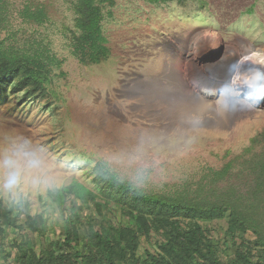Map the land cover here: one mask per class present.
I'll use <instances>...</instances> for the list:
<instances>
[{
	"label": "rangeland",
	"instance_id": "1",
	"mask_svg": "<svg viewBox=\"0 0 264 264\" xmlns=\"http://www.w3.org/2000/svg\"><path fill=\"white\" fill-rule=\"evenodd\" d=\"M1 3L6 16L0 22L3 49L38 54L51 78L43 97L8 89L0 98V203L18 210L19 221L29 213L51 220L47 232L35 236L36 250L65 230L73 194L61 195L62 189L79 184L98 193L99 184L84 162L89 159L91 165L106 162L120 178L152 195L220 206L222 217L199 221L204 237L217 244L219 264H227L236 248L264 264V175L249 164L264 157V103L260 111L223 125L225 117L214 113V104L195 96L185 83L196 66L209 65L204 59L215 62L230 40L241 38L253 50H264V0H93L101 45L107 48L98 63L87 56L81 61L76 51L86 32L80 0ZM27 3L44 8L47 18L22 12ZM191 30L218 33L219 48L207 54L208 46L184 40ZM255 77L249 75V81ZM198 78L199 73L187 84H202ZM195 103L209 112L200 114L205 117L201 124L191 123L193 129L185 130L188 114L181 113L176 121L175 113ZM220 109L230 118L240 112ZM159 121L161 128L156 127ZM174 124L183 128L174 129ZM226 165L230 167L218 176ZM103 198L94 200L107 219L118 223L119 210L106 207ZM233 209L243 218V229L239 226L231 235ZM7 236H17L16 230L7 227ZM162 240L154 231L141 236L139 252L155 254ZM7 251L11 256L15 252L12 247ZM11 256L3 264H18Z\"/></svg>",
	"mask_w": 264,
	"mask_h": 264
},
{
	"label": "trees",
	"instance_id": "2",
	"mask_svg": "<svg viewBox=\"0 0 264 264\" xmlns=\"http://www.w3.org/2000/svg\"><path fill=\"white\" fill-rule=\"evenodd\" d=\"M1 5L0 22L6 17L1 9L5 4ZM31 5L27 3L22 12L37 14L38 20L47 18L44 8L38 9ZM80 5L86 13L83 23L86 32L79 37L76 51L80 53L81 61L87 56L90 62L98 63L107 54V48L101 45L104 37L100 34L98 9L94 7L93 0H80ZM30 8L37 11H30ZM49 76V69L38 54L3 49L0 41V98L6 96L8 89L22 92L25 97H43L51 83ZM84 162L88 173L99 184L98 189H95L98 193L79 184L62 189L61 195L73 194L67 201L70 207L65 211L63 220L65 230L59 237L44 243L39 250L35 249V236L44 235L51 220L41 213H29L25 214L24 221H19L18 210L0 203V264L9 262L11 253L7 250L10 247L15 250L11 260L18 264L221 263L216 255L217 244L204 237L199 223L222 217L224 211L220 206L204 207L182 199L152 195L120 178L108 168L106 162L98 160L94 165L89 159ZM249 164L259 166H255L258 176L264 175V157L258 164L250 161ZM229 167L226 165L218 176ZM98 195L104 197L106 207L115 205L119 210L118 223L105 217V209L94 200ZM88 207L89 211L86 210ZM242 219L234 209L231 211L228 224L231 235L235 234L239 226L243 229ZM7 227L16 230L17 236L9 238ZM152 231L163 238L157 244L158 251L155 254L139 252L140 237L148 238ZM233 255L227 264H260L238 248Z\"/></svg>",
	"mask_w": 264,
	"mask_h": 264
},
{
	"label": "bare ground",
	"instance_id": "3",
	"mask_svg": "<svg viewBox=\"0 0 264 264\" xmlns=\"http://www.w3.org/2000/svg\"><path fill=\"white\" fill-rule=\"evenodd\" d=\"M217 35H219L218 33H215V32H210L209 30H191L189 31L188 33L185 34V37L184 40H191V41H195V44L196 45H203V47H207L206 50L208 51L207 54H209L211 51H216L217 48H219L221 42L219 41ZM240 40V41H239ZM230 45H231V48H230ZM199 48V47H198ZM222 48V52H223V55L225 57V59H227V61L229 62H232V61H237L238 65L241 64L239 63L238 61H242V62H246V64H249L248 62H250V66L252 68V71L253 73L250 74V75H256L255 79L249 81L250 79H248V83L250 86H252V84H256V81H257V78H259V74H261V72L264 74V52L261 50V49H254L250 48L249 45H247V42L245 41H241V38H235L233 40H230L228 42H226L225 44H223L221 46ZM205 50V51H206ZM228 54H234L235 58L234 57H230V56H227ZM194 58L196 55H193ZM193 58V57H192ZM200 63V62H199ZM197 65V64H195ZM220 65V66H219ZM207 66V65H206ZM198 67L200 68V64L198 65ZM217 68H221L222 67V64L221 63H218L216 65ZM166 68H168L166 66ZM200 74L199 73V78L197 80L200 79ZM166 78V77H165ZM132 81H135V80H132ZM200 81V80H199ZM137 82V81H136ZM139 82V81H138ZM134 83V82H133ZM197 86H190L191 90L192 91H195V92H198L200 95H205L207 98H209L210 100L214 99V101L216 100V98L214 96H207L205 93H203L202 91H204V85L197 82ZM173 86V84H172ZM200 86V87H199ZM219 87V86H218ZM155 88V87H154ZM174 88V87H173ZM156 89V88H155ZM157 90V89H156ZM252 91V90H251ZM253 92V91H252ZM171 93V92H170ZM168 92V94H170ZM183 93V92H182ZM167 94V93H166ZM165 94V95H166ZM263 94H264V89L263 91L261 90L259 93H257L258 97L256 96H253L252 98V102L255 103V102H258L260 101L261 98H263ZM167 96V95H166ZM169 96V95H168ZM217 99H219V102L216 101L217 105L218 106H213L211 107V109L214 111L215 114L219 115V116H223L225 117V119L223 120L224 124L223 125H228V122L230 119H240L242 118L243 116H246L250 113H253L255 111H257L258 108L260 107H252V106H242L240 107L239 109H237V111H240L237 115H234L232 118H230V116L227 117V115L223 114L225 112H222L223 110L220 109V108H223V107H226L223 103V98H225V95L223 94L222 91H219L218 94H217ZM190 98V97H189ZM207 100V99H206ZM209 100V101H210ZM264 100V99H263ZM258 103L257 106H259L262 102ZM127 103V102H126ZM186 104H188L187 102H185ZM131 104V103H130ZM135 104V102H134ZM201 104V105H200ZM200 104H193L195 106H187V108H185L184 110H182L181 112H177L175 114H177V118H176V121L179 119V116L181 113H187L188 116H189V119L184 123L185 126H183L185 128V130H188V128L190 126H188L189 124L191 123H194V126H198L199 124H201L200 122L202 121L203 118L205 117H200V114L201 113H204L205 112H209V109L206 108V106H203L202 104L203 103H200ZM141 106V105H140ZM132 107V106H131ZM181 107V106H179ZM130 108V106H129ZM133 108V107H132ZM218 110H217V109ZM205 109V110H204ZM227 109V108H226ZM139 110V109H138ZM259 110V109H258ZM131 111V110H130ZM143 111V110H142ZM260 111V110H259ZM115 112V111H114ZM120 112V111H119ZM140 113V111H139ZM179 113V114H178ZM120 114V113H119ZM158 114V113H157ZM205 114V113H204ZM213 114V113H212ZM118 115V114H117ZM138 115V114H137ZM140 115V114H139ZM164 115V114H163ZM156 116V115H155ZM161 116V115H160ZM165 116V115H164ZM154 117V116H152ZM162 118V117H161ZM186 118V117H185ZM213 118V117H212ZM212 118H210L212 120ZM228 118V119H227ZM147 119V118H146ZM165 119V118H164ZM183 119V117H182ZM246 119V118H245ZM175 121V122H176ZM160 122V121H159ZM181 122V121H180ZM179 122V123H180ZM222 122V121H221ZM220 124V123H219ZM217 124V125H219ZM179 125V124H178ZM177 124H174L173 128L174 129H177V130H181V126H178ZM169 126H170V122H169ZM156 127H159L161 128L162 127V123L160 122V125H157ZM165 127H168V126H165ZM189 129H193V128H189ZM183 130V129H182Z\"/></svg>",
	"mask_w": 264,
	"mask_h": 264
},
{
	"label": "clouds",
	"instance_id": "4",
	"mask_svg": "<svg viewBox=\"0 0 264 264\" xmlns=\"http://www.w3.org/2000/svg\"><path fill=\"white\" fill-rule=\"evenodd\" d=\"M249 45V44H247ZM251 49L253 46L249 45ZM221 51L222 48L220 47V51L217 53V61H219L222 64V69L224 72H228L229 75L223 79V82L220 83H216L214 85H209L208 86H204V91H202L203 93H205L207 96H214L217 100V94L219 91H222L223 94L225 95V99H224V105L226 107H231L233 108L232 110L234 112H236L237 109H239L242 106H252V107H260L263 103H264V94H263V98L260 99V101L253 103L252 102V98L253 96L258 97L257 93H259L261 90L263 91L264 89V74L261 72V74H259V78H257L256 84H252V86L249 85L248 83V79H249V75L253 73L252 68L250 66V64H246V62H242L241 64L237 65V61H232L229 62L227 61V59L225 58H221ZM264 52V50H262ZM205 60L204 59L202 62L203 64H205ZM214 62V61H213ZM214 62V63H215ZM197 71L196 74L194 76H192L189 81L185 82L186 85L189 87V90L195 95V96H201L203 101L210 100L209 98H207L205 95H200L198 92L192 91L190 86L187 84L189 82H193L191 81L195 76L197 77L198 73H201V71H203V69L205 67H202L201 69L199 67H197ZM219 86V87H218ZM253 92H252V91ZM216 100H210L212 104H214V106H218L216 103ZM263 100V102L259 105L258 103L261 102Z\"/></svg>",
	"mask_w": 264,
	"mask_h": 264
},
{
	"label": "water",
	"instance_id": "5",
	"mask_svg": "<svg viewBox=\"0 0 264 264\" xmlns=\"http://www.w3.org/2000/svg\"><path fill=\"white\" fill-rule=\"evenodd\" d=\"M204 62L205 64H209L205 66V68L203 69V71H201L200 74L199 80L204 86H208V84L214 85L216 83L223 82V79H225L229 75V73L227 71L224 72L222 68H217V64H213V60H210L209 62L205 60Z\"/></svg>",
	"mask_w": 264,
	"mask_h": 264
}]
</instances>
